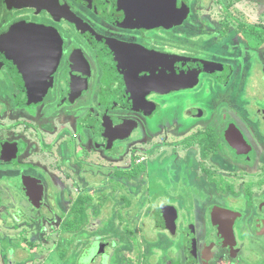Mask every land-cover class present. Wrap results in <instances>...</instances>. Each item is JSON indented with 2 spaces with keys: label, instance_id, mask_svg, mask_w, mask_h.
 Here are the masks:
<instances>
[{
  "label": "flooded vegetation",
  "instance_id": "1",
  "mask_svg": "<svg viewBox=\"0 0 264 264\" xmlns=\"http://www.w3.org/2000/svg\"><path fill=\"white\" fill-rule=\"evenodd\" d=\"M119 2L0 0L18 264H264V0Z\"/></svg>",
  "mask_w": 264,
  "mask_h": 264
},
{
  "label": "rangeland",
  "instance_id": "2",
  "mask_svg": "<svg viewBox=\"0 0 264 264\" xmlns=\"http://www.w3.org/2000/svg\"><path fill=\"white\" fill-rule=\"evenodd\" d=\"M247 100L248 102H253V103H257L259 101L258 97H252L250 95L247 94ZM9 192V191H8ZM7 192V196L5 198H9L10 195ZM16 195V194H15ZM24 203V207H27V204L22 201ZM17 208H18V201L11 203L10 205H8V207L6 208V210H3L4 215L2 216V218L4 219V221H6V225L7 228H10L12 226H15L16 222V218L18 217V213H17ZM15 218V219H14ZM1 220V217H0ZM1 227H0V251L3 250L5 254H8V256L12 257V261H17V257H18V242L16 239V236L14 234V232H16L15 229L13 230H9L6 229V231H2L1 232ZM11 232L9 234L6 233ZM18 233V231H17ZM7 252V253H6ZM245 255L250 256V253H245ZM7 256V255H6ZM261 262H264V260H261Z\"/></svg>",
  "mask_w": 264,
  "mask_h": 264
},
{
  "label": "water",
  "instance_id": "3",
  "mask_svg": "<svg viewBox=\"0 0 264 264\" xmlns=\"http://www.w3.org/2000/svg\"><path fill=\"white\" fill-rule=\"evenodd\" d=\"M125 1V0H124ZM130 5H131V9H127L126 11H120L121 13H123L124 15V20L133 22V25L139 26L137 23L138 22H143L146 17H145V12L148 9L144 8V4L147 3V0H126ZM151 4H154L156 2H153V0H151ZM163 3L167 4V9L165 10L167 15L169 16L168 19H171V21L176 20L175 18L179 15L180 10H178V0H162ZM158 2L161 3V0H158ZM118 3L119 0H118ZM171 5L173 7H171ZM151 12L153 13L154 10L151 8ZM178 84H184V83H178ZM181 86V85H179Z\"/></svg>",
  "mask_w": 264,
  "mask_h": 264
},
{
  "label": "crops",
  "instance_id": "4",
  "mask_svg": "<svg viewBox=\"0 0 264 264\" xmlns=\"http://www.w3.org/2000/svg\"><path fill=\"white\" fill-rule=\"evenodd\" d=\"M3 260H0V264H18L16 261H12V257L9 256L8 261L6 260L5 262H2ZM18 261V257H17Z\"/></svg>",
  "mask_w": 264,
  "mask_h": 264
}]
</instances>
